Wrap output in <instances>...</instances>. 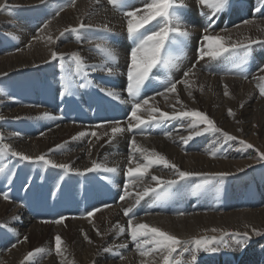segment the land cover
Returning a JSON list of instances; mask_svg holds the SVG:
<instances>
[{
  "label": "bare ground",
  "instance_id": "1",
  "mask_svg": "<svg viewBox=\"0 0 264 264\" xmlns=\"http://www.w3.org/2000/svg\"><path fill=\"white\" fill-rule=\"evenodd\" d=\"M147 2L149 0H126L123 7L115 8L109 0H0V4L10 6L0 10V40L5 39L0 41V89H3L0 93V117L3 118L0 119V135L3 136V143L10 145L13 151L32 157L44 154L47 159L69 164L83 173L25 161L5 152L0 154V166L5 167L4 173H9L5 181L13 184V179L25 175L26 181L30 179L27 183L22 182L23 185L33 190L32 194L38 193L41 200L56 202L77 200L79 197L92 200V203L113 200L111 206L93 212L92 216L87 215V209L82 217L76 214L60 224L43 223L28 217L29 209L11 201V197L5 200L3 194L10 196L12 191L8 184H1L0 219L3 222L0 221V264H28L25 256L35 247L46 249L48 254L34 257L31 264H141V261L144 264H163L159 252L145 257L137 252L127 231L130 216L124 215L126 208L134 211L133 223L158 227L181 239L211 237L225 232L251 233L252 228L261 229L263 226L264 164L257 165V160L253 158L248 160V154L244 151H225V147H229V140L221 133L206 132L195 136L185 145L179 138L193 131L189 128V118L166 121L160 126L143 125V131H127L133 103L126 92L127 71L130 52L135 45L127 33L125 13L139 9L138 15L142 14ZM185 3L187 7L181 11L182 24L190 35L187 38L175 37L178 43L170 49V54L178 58L177 66L165 68L158 65L154 68L151 76H159V79L146 82L141 99L152 97L149 105L162 112H204L217 127L235 137L255 133L257 121L262 124L264 136V96L260 95L258 87L264 84L259 79L264 72L258 71L246 81L239 74L227 76L218 71L220 68H214L213 64L207 62L211 58L209 56L200 59L198 49L208 25L197 17L196 0H185ZM260 3L261 0H250L252 9L244 17L253 23L244 24L245 20H242L232 28L225 27V19L221 23L215 22L208 34L230 36L232 42L247 43V38L264 41V8L260 12L255 11ZM247 8L244 7V13ZM57 12L59 15H56ZM81 23L86 27L78 32L65 31L79 28ZM105 25L110 32L104 30ZM157 27L156 20L145 26L150 31L157 30ZM117 33L120 38L116 37ZM100 34L104 36L99 37ZM77 36L81 39L77 40ZM95 36L96 41L90 38ZM97 41H106L118 56L114 74L92 71L91 67L87 70V76L77 73L75 62L70 58L72 53H78L88 65L98 68L105 66L103 55L95 49ZM255 45L264 53V43ZM52 52L63 53V60L53 59ZM235 57L240 60L243 53ZM61 64L64 65L63 69ZM185 72L188 73L186 78ZM61 76L71 79L70 93L80 90L78 95L83 93L89 96L88 103L82 106L89 115L86 124L76 123L81 120V115L69 108V100L60 109L57 102L51 103V98H48L50 93L54 98L61 87L64 90L67 82L63 81L62 84ZM185 79L188 87H185ZM169 81L179 82L176 93L157 95L164 93ZM102 88L115 89L120 98L106 95ZM229 96L234 99L229 101ZM103 104H116L123 108L124 113L115 111L114 114L125 117L119 122L124 132L113 136L111 129L116 126L115 123H92L105 117ZM229 109L234 115H229ZM45 113L52 118H45ZM141 115L147 118L148 114L142 112ZM203 127L200 125L195 131ZM82 132L88 135L80 136ZM92 132L96 135L92 136ZM168 132L172 133L170 137L165 135ZM216 134L218 136L215 137ZM219 136L223 139H219ZM133 137L138 148L165 156L181 171L209 174L227 172L232 175L221 177L213 184L210 177L219 176L194 175L179 179L171 187L150 192L137 203V192H143L145 187H156L157 181H153L151 176L162 180L178 179L175 170L153 166L143 179L129 184L131 195L121 200L124 185L128 182L127 168L135 167L137 161L143 163L142 153L130 152ZM57 146H60L59 149ZM213 151L217 153L215 156L211 155ZM130 155H134L131 164ZM93 162L101 167L85 172L84 169L93 167ZM252 167L254 171L247 175L246 171ZM105 168H117L118 171L112 173L105 171ZM241 168L244 171H239ZM175 205H179V208H175ZM117 223L126 229L123 233L115 227ZM57 234L63 241L62 256L54 250ZM25 236L28 237L27 241L24 240ZM32 239L34 244L31 243ZM258 239L254 237L244 248L236 242L228 249L225 247V250L220 247L215 254L202 250L198 253L197 264H264V249L256 247L260 242ZM13 243L15 248L7 247ZM121 244L127 247L119 248ZM105 248H113L114 251L105 252ZM177 259L186 261L189 257L184 254L183 257L177 256Z\"/></svg>",
  "mask_w": 264,
  "mask_h": 264
},
{
  "label": "snow or ice",
  "instance_id": "2",
  "mask_svg": "<svg viewBox=\"0 0 264 264\" xmlns=\"http://www.w3.org/2000/svg\"><path fill=\"white\" fill-rule=\"evenodd\" d=\"M43 2V0H42ZM126 0H109V3L113 5L115 8H121L125 5ZM230 0H196L197 5L202 9L207 7L211 10V15L208 17L210 23L207 28L204 29L205 34L202 36L200 42V48L198 49L199 58L203 59L205 56H209L213 59L220 57L226 53L238 55L240 50H244V56L240 58V63L236 65V67L240 68L243 65H246L248 61V57L250 56V50L252 45L257 43H264V41H260L258 38L253 40L251 38H247V43L244 42H232L231 37L221 36V35H211L209 33V29H211L215 20L212 17L217 16L218 13H221L227 9L229 6ZM10 7L7 4H0V10ZM187 7L185 0H149L144 5L143 13H140V10L137 9L135 11H129L125 13L127 17V33L129 38L133 41L134 47L130 52V64L127 71V85L126 92L132 97L133 103L131 107V112L129 116V124L127 127V131H132L133 129H143L141 126L143 125H151V126H160L166 121L189 118L191 120V124L189 125L190 129L193 131L190 132L188 136H181L179 139L187 145L189 141H191L195 136H200L206 132L212 133H221L226 140H236L237 137L231 136L229 133L224 132L221 128L215 125V122L210 119L204 112L198 110H181V111H173L172 113L162 112L159 108L153 107L149 105V100L152 97H146L141 99L142 90L145 87L146 82L149 80L152 70L156 68L158 65L171 68L177 66L176 61L177 57H174L170 54V49L174 44H177L178 41L175 37L187 38L190 35L187 27L182 24V15L181 11ZM261 8H264V0H261L260 6L255 9L256 12H260ZM203 14V13H201ZM59 15V12L56 13ZM156 20L158 27L155 31H150L145 28L147 24L151 21ZM254 21L245 20L244 24H250ZM47 27V24L44 25ZM86 27L83 23L79 25V28L66 29L65 31H73L78 32L79 29ZM87 27H91L88 25ZM104 30L110 32L111 30L104 26ZM143 30V31H142ZM63 35V34H61ZM170 36L173 39H169ZM51 39V37H49ZM81 39L77 36V40ZM167 45V47H166ZM95 49L98 50L104 57L103 68H98L97 66L88 65L83 57H81L78 53H72L71 59L75 62L76 72L81 73L84 76H87L88 69L91 67L92 71L102 70L106 71L109 75L114 74L115 68L114 65L118 61V56L116 55L114 49H112L106 41H97L95 42ZM52 58L63 60L64 54L52 52ZM111 64L113 66H107ZM61 68H64V65L61 64ZM259 72H264V65L260 66L258 69ZM185 78L188 76V73L185 72ZM259 79L264 81V76H260ZM178 81H169L167 87H165L164 93H157V95H164L165 93H176ZM185 87H188L187 79L184 80ZM84 86V85H81ZM72 87V81L69 79L64 86V92H69ZM260 95L264 96V84L258 85ZM101 91L105 92L106 95L113 97L115 99H119V93L115 89H101ZM3 92V89H0V93ZM228 94L227 92L225 93ZM191 95V92H189ZM142 112H146L147 118L141 115ZM229 115H234L231 109H229ZM45 118H52L50 114L45 113ZM0 119H3L0 117ZM115 123L116 126L112 127L111 132L113 136L117 133H122L125 131L124 128L119 127V121L116 122H108ZM200 125H204V127L195 131V129L199 128ZM107 134V133H106ZM80 136L88 135V133H80ZM92 136H95L96 133L92 132ZM167 136H171L172 133H165ZM240 144L246 148H252L253 145L247 143L246 141L241 140ZM58 149L60 146H57ZM5 152L11 153L13 156L20 157L25 161H33L36 163H42L46 166H51L54 168H62L67 172L76 171L79 174H83L79 169H73L69 164H61L56 163L51 159H47L46 155L42 154L36 157H32L21 152L13 151L10 145L3 143V136L0 135V154H4ZM130 152L135 154L136 152H140L143 154V163L141 164L137 161V165L135 167L129 166L126 170V175L128 177V182L124 185V194L120 196L121 200H124L126 196L131 195L128 191L129 184H133L135 180L143 179L146 174H148L149 169L153 166H163L166 168H171L175 170V173L178 179L173 180H162L157 176H151L153 181H157L156 187H145L143 192L136 193V201L143 199L144 196L148 195L150 192H157V189L171 187L172 185L178 183L179 179H184L187 177H191L194 175H213L225 177L228 175H232V173L221 172V173H193L187 171H181L177 167V165L171 163L165 156L159 153H147V150L138 148L136 146L135 137L131 140ZM258 152V159L260 161H264V152ZM217 153L213 151L211 155L215 156ZM134 155L129 156V163L131 164ZM101 165L93 162L92 168L84 169L85 172L93 171L99 169ZM248 167H251L249 165ZM105 171L115 173L118 171L117 168H105ZM239 171H244L243 168L239 169ZM5 172V167L0 166V173ZM159 196L160 193H157ZM3 198L5 200L10 199L8 193L3 194ZM104 207H109L105 205ZM93 211H99V209H94ZM182 214V213H181ZM88 216H92L93 212H88ZM125 216H130V219L127 221V231L129 232L131 241L134 242L135 248L141 257H145L150 255L151 253L159 252L162 254L163 264H197L198 261V253L200 251H210V252H218L220 250V246L228 247V244L225 240L226 237L233 238L237 244H239L242 248L247 247V245L253 240V238L264 237V231H261L257 228H252L251 233L249 232H225L222 236H201V237H190L187 239H181L175 235H172L166 231L161 230L158 227L149 226L144 223H133L135 220L134 211L132 208H126L124 210ZM65 217L61 216L56 219L54 222L56 224H60L63 222ZM6 227V225L4 226ZM119 229L120 233H123L126 229L123 226H120L119 223L115 226ZM213 231H217L213 229ZM99 234V233H98ZM87 238V237H86ZM28 237L25 236L24 240L27 241ZM62 238L60 235L55 236V253L57 255H63L62 249ZM15 248L16 245L13 244L11 246ZM119 248H126V244H121L118 246ZM105 252L114 251L113 248H105L103 249ZM48 254L47 250L44 248L34 249L32 252H29L25 256V261L28 264H31V261L34 257L42 256ZM184 254H188L189 259H177V256L183 257ZM121 258H123L121 256ZM141 264H144L141 261Z\"/></svg>",
  "mask_w": 264,
  "mask_h": 264
},
{
  "label": "rangeland",
  "instance_id": "3",
  "mask_svg": "<svg viewBox=\"0 0 264 264\" xmlns=\"http://www.w3.org/2000/svg\"><path fill=\"white\" fill-rule=\"evenodd\" d=\"M250 3V0H230V2H229V6L227 7V9L225 10V11H223V12H226V13H228L229 14V12H230V10H233L232 12H233V14L234 15H232V16H230V17H228L226 20H228V24L229 25H233L234 24V22L235 21H238L239 22V19H241L240 21H242V20H246L244 17L248 14V12L252 9V5L251 4H249ZM249 4V5H248ZM53 6H55V4L53 3ZM52 6V7H53ZM241 6H247L248 8L246 9V13H244V7H242L241 8ZM259 6H260V4H259ZM254 7H255V5H254ZM10 9V8H9ZM235 11V12H234ZM207 12V13H206ZM223 12H221V13H218L217 14V16H215V17H217V18H222L225 14H222ZM205 13H206V16H205V14H204V18H208V16H210L211 15V10L210 9H205ZM215 17H212V18H215ZM231 19H232V21H231ZM194 21H197V20H194ZM234 25H238L237 23H235ZM234 25L233 26H230V27H234ZM104 35L103 34H100L99 35V37H103ZM106 37V36H105ZM116 37L117 38H120V34L119 33H117L116 34ZM91 39H93V40H98L96 37H90ZM10 39V38H9ZM102 39V38H101ZM8 40V39H7ZM1 42H3V41H5V39H2V40H0ZM259 48V47H258ZM258 48H256V45L254 44V45H252V48H251V50H250V56L248 57V65H245L244 66V68H243V66L242 67H240V68H238V67H236V65H237V63L239 64V62H240V60H237L236 59V57L235 56H237V55H234V54H224L223 56H221V57H218V59L217 58H215V61L213 60V58H208V60H207V62L208 63H211V64H213L212 66L214 67V68H217V69H219V68H222V71H224L225 70V68L227 67L228 68V71H236V72H234V73H229V74H226L227 76H238V74L240 73V70H242V68H243V70H242V72H241V75L245 78L244 80H246V81H249L250 80V77H252L254 74H256L257 72H258V69L260 68V66H262V65H264V53H261L260 51V49H258ZM15 49H20V48H15ZM242 52H243V56H244V51H243V49L241 50ZM256 56V57H255ZM233 57V58H232ZM225 58V59H224ZM257 58V59H256ZM217 59V60H216ZM221 59V60H220ZM230 59H231V61H230ZM234 60V62H233V60ZM219 61V62H218ZM230 61V65L228 64V62ZM259 61V62H258ZM206 62V63H207ZM215 63V64H214ZM228 65V66H227ZM236 68V69H235ZM230 69V70H229ZM238 71V72H237ZM255 72V73H254ZM253 73V74H252ZM252 74V75H251ZM251 75V76H250ZM239 76H240V74H239ZM232 99H234L233 97H228V100L230 101V100H232ZM241 101V100H240ZM239 101V102H240ZM44 116V115H43ZM12 122V121H11ZM255 125H256V128H255V133H250L249 132V134H245V135H242V134H240V136L239 137H237V139L236 140H229V147L227 146V147H225V151H237V152H239V151H244V152H246L247 154H248V156H247V159L249 160V159H256L257 160V165L258 164H264V161H260L259 159H258V152H257V150H259V152H264V136L262 135V132H261V126H262V124L261 123H258L257 121H255ZM6 129V128H5ZM231 136H233L232 135V133H229ZM256 136V138L254 137V136ZM216 136H218L217 134L215 135V137ZM221 136H223V135H221ZM221 136H219V139H223V137H221ZM249 136H252L254 139H251V137H249ZM241 140H243V141H246L247 143H250V144H252L253 145V147L252 148H246V147H243L241 144H240V141ZM254 168L252 167V168H249L246 172V174L247 175H250L254 170H253ZM249 171V172H248ZM0 176H6V178H8L9 177V173L8 172H6V173H0ZM4 180H5V178H3ZM212 179H214V180H212ZM210 182L213 184V183H215V182H217L218 180H221V177L219 176L218 178H211L210 177ZM2 184V183H1ZM232 198H235V197H232ZM232 198H230V200L232 199ZM226 202V201H225ZM115 203V202H114ZM73 210V207H71V209L69 210V209H59V210H55V211H52V212H50V213H39V211H38V216H40V218H32V220L33 221H41V222H43V223H54L55 224V220L56 219H58L59 218V216H65L66 218L65 219H72V218H68V216H69V212H71ZM93 212H95V211H93ZM22 218H24V217H22ZM0 221H2L3 222V220H1L0 219ZM0 226H2V225H0ZM261 231H264V223H263V226L261 227V229H260ZM218 236H222V235H219V234H217ZM216 235V236H217ZM259 239V241L260 242H258V244L256 245V247H259L261 250L262 249H264V237H258ZM23 240V239H22ZM22 240H19V242L20 241H22ZM226 242H227V244H228V246L229 245H233L234 243H235V240L233 239V238H229V237H226ZM229 240V241H228ZM31 243H33L34 244V241H33V239L31 240ZM14 244V243H13ZM12 244V245H13ZM11 244L9 245V246H7V247H11L12 246ZM37 247H39V246H37ZM220 247H222V248H224L223 250H225L226 248L223 246V245H221ZM34 249H37L36 247L34 248ZM228 249V248H227ZM264 251V250H263ZM212 254H215V253H213L212 252Z\"/></svg>",
  "mask_w": 264,
  "mask_h": 264
}]
</instances>
